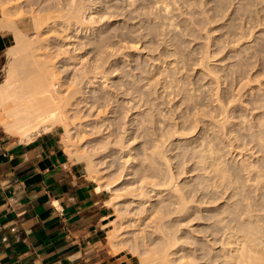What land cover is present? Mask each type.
<instances>
[{
  "label": "rangeland",
  "instance_id": "obj_1",
  "mask_svg": "<svg viewBox=\"0 0 264 264\" xmlns=\"http://www.w3.org/2000/svg\"><path fill=\"white\" fill-rule=\"evenodd\" d=\"M0 17L63 81L64 123L40 117L120 198L114 249L132 264H162L166 247L165 264H264V0H0Z\"/></svg>",
  "mask_w": 264,
  "mask_h": 264
},
{
  "label": "crops",
  "instance_id": "obj_2",
  "mask_svg": "<svg viewBox=\"0 0 264 264\" xmlns=\"http://www.w3.org/2000/svg\"><path fill=\"white\" fill-rule=\"evenodd\" d=\"M6 25L0 17V51L14 40ZM61 137L59 126L0 136V264H132L108 240L107 188L71 165Z\"/></svg>",
  "mask_w": 264,
  "mask_h": 264
},
{
  "label": "bare ground",
  "instance_id": "obj_3",
  "mask_svg": "<svg viewBox=\"0 0 264 264\" xmlns=\"http://www.w3.org/2000/svg\"><path fill=\"white\" fill-rule=\"evenodd\" d=\"M14 33L16 44L10 48L11 51H8V54L10 52L13 53L11 56L21 54L5 70L3 82L0 83V126L4 132L12 136L25 134L29 139H35L39 134L56 126L53 120L43 121L40 111L52 108L61 114L60 122L64 123L66 118L63 113L68 99L61 95L63 81L58 80L57 73L53 71V63L36 57L34 53L24 54L23 51L29 47V41L24 39L21 29L16 25ZM76 69L82 71L83 66L78 64ZM78 77V75L73 76L74 84L78 81ZM90 77L98 79L102 76L96 70ZM113 186L108 185V188L113 189ZM119 200L120 198L115 200L111 197L107 202L109 205H115ZM177 242V239L172 240L170 236L168 237V244L175 245ZM243 245L242 243V247ZM166 249L161 255L162 264H165L167 259ZM220 264H226V260L221 261Z\"/></svg>",
  "mask_w": 264,
  "mask_h": 264
}]
</instances>
